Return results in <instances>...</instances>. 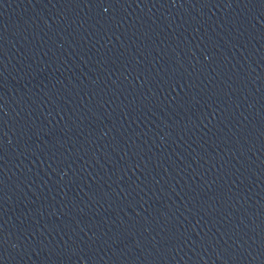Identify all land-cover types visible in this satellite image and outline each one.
<instances>
[{"label": "water", "instance_id": "water-1", "mask_svg": "<svg viewBox=\"0 0 264 264\" xmlns=\"http://www.w3.org/2000/svg\"><path fill=\"white\" fill-rule=\"evenodd\" d=\"M0 264H264V0H0Z\"/></svg>", "mask_w": 264, "mask_h": 264}]
</instances>
